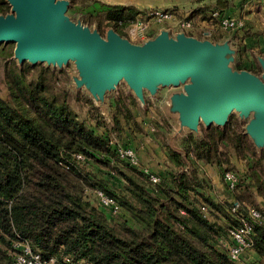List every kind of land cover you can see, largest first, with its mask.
<instances>
[{"label":"trees","instance_id":"trees-1","mask_svg":"<svg viewBox=\"0 0 264 264\" xmlns=\"http://www.w3.org/2000/svg\"><path fill=\"white\" fill-rule=\"evenodd\" d=\"M216 5L210 11L224 13L231 7L228 0H216ZM125 17L120 7L107 15L122 36L118 27L131 20ZM188 34L196 36L194 30ZM57 79L43 65L20 68L11 60L6 69L8 94L0 95V264H12L16 243H28L45 258L69 257V264H264V218L250 217L251 208L264 216V206L245 200L246 189L264 197V173L253 170L241 177L223 170V176L227 171L238 176L234 189L226 184L232 194L226 200L208 194L209 181L194 169L164 173L153 183L140 165L118 157L112 128L101 123L100 115L92 125L80 118L70 92L58 89ZM123 103L119 94L111 110L114 129L121 124L116 113ZM214 128L198 143L184 140L194 166L195 161L222 166L220 147L233 138L227 127ZM245 137L234 138L230 150L243 149ZM168 152L178 166H186L181 154ZM84 160L112 169L124 187L117 192L104 182H87L80 172ZM83 182L95 188L93 198L84 193ZM97 191L114 199L118 211L101 204ZM235 203L239 206L233 211ZM242 220L252 221L253 245L235 261L229 230Z\"/></svg>","mask_w":264,"mask_h":264},{"label":"water","instance_id":"water-1","mask_svg":"<svg viewBox=\"0 0 264 264\" xmlns=\"http://www.w3.org/2000/svg\"><path fill=\"white\" fill-rule=\"evenodd\" d=\"M122 5L161 8L200 0H110ZM10 12L0 14V44L13 43L14 59L44 64L71 73L74 90H85L109 117V95L126 84L134 97L162 98V110L173 125L167 134L171 149L192 164L182 141L202 126L224 128L233 114L246 121L245 135L264 149V56L257 54L260 75L237 68L239 47L232 37L221 40L172 32L161 27L141 43L122 36L114 27L102 34L69 12L70 0H6Z\"/></svg>","mask_w":264,"mask_h":264},{"label":"rangeland","instance_id":"rangeland-1","mask_svg":"<svg viewBox=\"0 0 264 264\" xmlns=\"http://www.w3.org/2000/svg\"><path fill=\"white\" fill-rule=\"evenodd\" d=\"M200 1H205V3L203 2L201 5H199V3L197 2L196 4L194 3L188 8L172 7V9H176L178 11L181 10L179 8L186 10L189 9L193 11L196 10L194 13H196L197 21L200 22V19H206V23L209 24L207 26L200 25L201 31L196 33L198 34L197 37H207L208 34L212 33V36H208V38H211L212 40H221L225 38L228 33L220 30L219 27H217L218 22L216 20L210 19L208 14V12H211L210 10L212 8H215L217 6L216 0ZM228 1H230L231 5H233L234 0ZM70 2V14L73 15L74 18L80 17L85 24H88L91 27L98 26L102 34H105L108 27H114L111 26V21L107 18V15L116 7L124 8L125 15H127V17L125 18H129L131 20L128 22V24L123 26L124 28L118 27V30L120 31V33L123 32L124 36L128 37L134 43L143 42L142 38L144 34H135L131 31V29L134 27L132 25L135 24L138 14L150 10L148 9L149 7H144L136 4H116L111 2L110 0H70ZM249 2H252V12H255V14L258 9H261L262 5H264V3L260 0H243L244 4ZM8 12H10L9 4L6 2V0H0V14H6ZM255 14L254 16L256 17L257 15ZM161 27L162 25L157 29ZM171 27L173 26H170V28ZM147 32L148 37L153 35L151 33V29ZM174 32L176 31L174 30ZM204 32H208V34L206 35ZM258 36H264V29L256 30L255 32L251 31V28H249L248 31L237 35V37H240L241 39L245 37L249 39L247 43L239 42L238 62L236 65L239 69L249 70L260 75L262 73V70L260 64L258 63L256 55H263V53H261L259 49H256V47H254L256 46L255 41L256 39H258ZM251 45H253V47H251ZM14 47L15 45L13 43L0 44V95L2 96H6L8 94L5 82L8 63L11 60H14L17 64V61L13 57ZM37 65H43L44 67H46L44 64ZM46 68L51 69L53 72H56L58 78L56 81L57 88H66L70 92V103L72 107L79 114L80 118L83 119L87 124L92 125V123L95 122L97 115H100L101 123L107 124L110 128H112L113 132H110L111 136H115L118 142L123 146L128 145L136 150L137 148H139V146L143 147L144 145L142 142H144L145 139H148L150 142H154L156 146L166 147V150L171 148L167 140V134L173 131V125L171 121L165 117L162 110V105L165 102V96L168 92L167 89H164L162 91V98L147 97V104L144 106L134 97L126 84H121L117 92H113L109 95L110 115L109 117H107L102 113L92 97L85 90L73 89V80L71 77V73L74 72V66L72 64L61 70L58 68ZM119 94L120 96L124 97V103L123 105L121 104V111L116 113V115L119 116V121L121 122V124L114 129L112 123L114 114H112L111 110L112 105L114 104V100ZM246 123V121H242L236 114H233L228 124L225 126L228 128L230 138L233 139L229 140V138V142L227 141L225 145L223 144L220 147V154L222 156L221 167L216 164L215 166L213 164H205L204 162L196 163V161L195 166L192 164V169L196 171L197 175L200 178H204L205 180L209 181L210 186L207 185L205 188V191L208 194H211L209 189L212 188V185L214 183L213 180H215L214 178L218 180L219 184H223V188H227L224 181L223 170L232 169L235 173H239L241 177H244L246 174H251L254 171L260 174L264 173V149L259 151L252 140L249 138V136L245 135L244 131ZM212 127L221 128L214 125L209 128H205L204 126H202L200 138H196L195 135L191 133L187 135L185 139L190 138L194 142L198 143L200 140H202V138L205 137V131L212 129ZM241 134H244L246 136L244 138V148L239 150L238 152H232L229 145H231L232 141H235L234 138L238 137ZM185 139H183L181 143L182 147H184ZM187 166L188 162L186 161V166L183 164H181V166L177 165L176 170H180L181 168L185 169ZM80 172L82 177L88 178L85 179L87 182L96 183L97 185L99 184V182H104L110 189L116 190L117 192H119L125 184L124 179L117 173H115L112 169L93 161L84 160L81 165ZM83 184L88 187V190L84 193L89 196V198H93L91 190L93 191L95 188H93L88 183L83 182ZM214 185L216 186V184ZM262 185L264 187V184ZM245 191L246 202L256 207L260 206L259 203L264 206V197L260 196L256 198V194L253 197L250 189H246ZM191 196L192 198L200 200V196L196 192L191 191Z\"/></svg>","mask_w":264,"mask_h":264},{"label":"built area","instance_id":"built-area-1","mask_svg":"<svg viewBox=\"0 0 264 264\" xmlns=\"http://www.w3.org/2000/svg\"><path fill=\"white\" fill-rule=\"evenodd\" d=\"M264 3V0H260ZM163 9V8H153L147 10L141 14H138L135 24L131 31L135 34L143 33V41L148 39V32L151 29V33L155 34L162 25V27H166L172 32L174 30L180 31L185 30L187 33L191 30H194L197 25H201L202 23H206V19H200V22L196 20V13L193 10L189 9ZM209 17L212 20H216L217 27L228 35L232 37H236L238 34L244 32L246 29V21L244 18L234 17L228 15L226 13L221 12L220 10H213L209 13ZM199 23V24H198ZM131 25V24H130ZM170 26H173L170 28ZM206 35L208 32H204ZM208 36H212L208 34ZM111 144L115 147L118 157L121 160L127 161L130 165L139 166L140 160L136 153V151L132 148L125 147L121 145L115 136L111 138ZM81 157V156H80ZM144 172L150 174V180L153 183H158L160 181V177L156 174H151L149 170L145 169ZM224 181L231 188L234 189L238 183V176L231 171H227L224 175ZM99 200L101 204L110 207L114 212L118 211V206L114 199L110 196L106 195L102 191H97ZM239 206V203H235V207L233 211ZM207 209L206 207H203ZM250 217L253 221H262L264 216L261 211L256 208L250 209ZM253 224L250 220H242L241 224L230 228L229 232L233 239V245L230 247V256L232 260L239 261L241 256L249 250L253 245ZM15 247L17 251L14 255V259L12 264H69L70 258L64 257L63 259H59L56 257L45 258L42 254L35 252L28 243H16Z\"/></svg>","mask_w":264,"mask_h":264},{"label":"crops","instance_id":"crops-1","mask_svg":"<svg viewBox=\"0 0 264 264\" xmlns=\"http://www.w3.org/2000/svg\"><path fill=\"white\" fill-rule=\"evenodd\" d=\"M197 2L199 3V5H201L203 2L205 3V1L203 2L196 1V2L183 4L179 7L188 8L192 6V4L194 3L196 4ZM172 7L174 6L169 5L161 8L168 9ZM148 9H153V8H148ZM225 13L234 17L244 18L247 24L244 32L248 31L249 28H251V31H255V32L256 30L264 29V5H262V8L258 9V11L255 14V12H252V2L244 4L243 0H234L233 5H231L229 9L225 10ZM254 14L257 16L255 17ZM208 24L209 23H204V24L202 23V26H207ZM200 31H201V27L198 25L195 28V34ZM196 36H198V34H196ZM227 36L230 37V35ZM234 38L232 37V42L233 44L236 45H238L239 42L247 43L249 39L247 37L241 39L240 37L237 36ZM255 42H256V46L254 47H256V49H259L261 53H263L264 55V36H258V39H256ZM251 47H253V45H251ZM142 143L144 146L143 147L139 146V148L136 149L137 150L136 152L140 160V166L143 170L147 169L149 170V172L156 174L158 176L167 172L176 171L177 163L170 157L168 150H166L167 149L166 147L156 146L154 142H150L148 139H145L144 142ZM214 179L215 180H213L214 182L213 185L216 184V186L212 185V188L209 189L213 197L220 200L230 199L232 194L229 191V189L225 187L223 188V184H219L218 180L216 178Z\"/></svg>","mask_w":264,"mask_h":264}]
</instances>
